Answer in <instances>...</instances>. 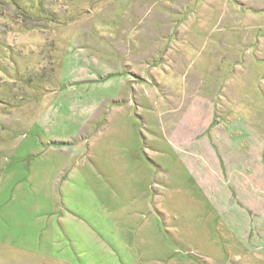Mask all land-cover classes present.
Segmentation results:
<instances>
[{"label":"rangeland","instance_id":"obj_1","mask_svg":"<svg viewBox=\"0 0 264 264\" xmlns=\"http://www.w3.org/2000/svg\"><path fill=\"white\" fill-rule=\"evenodd\" d=\"M0 264H264V0H0Z\"/></svg>","mask_w":264,"mask_h":264}]
</instances>
